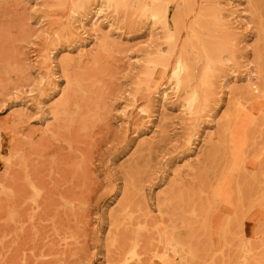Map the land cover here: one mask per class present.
I'll return each instance as SVG.
<instances>
[{"label":"bare ground","instance_id":"6f19581e","mask_svg":"<svg viewBox=\"0 0 264 264\" xmlns=\"http://www.w3.org/2000/svg\"><path fill=\"white\" fill-rule=\"evenodd\" d=\"M32 1L48 18L49 45L58 54L63 81L55 84L52 62L45 60L41 69L49 81L41 97L47 98L52 122L38 140L41 156L36 157L40 144L33 138L26 156L13 144L10 188L0 182V194L14 195V213L47 209L54 240L74 237L68 233L77 220L78 199L92 183L80 159L101 120L103 90L113 76L106 63L130 43L122 32L115 38V32H106L103 13L110 27L148 37L133 96L143 101L146 123L154 116L153 94L174 98L182 108L186 149L172 175L154 184L150 173L166 142L165 118L150 133L138 128L120 151L121 183L114 185L99 230L102 257L79 264H264V0H245L256 29L250 54L255 77L237 73L241 36L225 0ZM9 4L28 9L25 0H0V91L15 80H29L24 65L3 55L20 28L11 23ZM79 29L93 32V44L81 39ZM28 103L13 105L6 127L11 136L28 122L33 106ZM46 155L52 159L40 172ZM60 163L63 172L54 176ZM155 186L159 191L152 195Z\"/></svg>","mask_w":264,"mask_h":264},{"label":"rangeland","instance_id":"374dc122","mask_svg":"<svg viewBox=\"0 0 264 264\" xmlns=\"http://www.w3.org/2000/svg\"><path fill=\"white\" fill-rule=\"evenodd\" d=\"M25 1L28 2V9H23L21 6L22 12L14 5H7L8 11L11 12V23L20 26V28L19 31L12 34V41L7 43L3 50L5 57L24 65L29 72L27 75L29 80L23 78L15 80L7 86L6 90L0 91V143H2L0 148V182L9 188L12 170L8 161H12L10 150L13 144L17 145L26 156L30 138H33L35 146H38L40 144L38 140L46 126L45 123L52 122L51 111L45 103L47 98L46 96L41 97L44 90L47 89L49 81L41 69L45 60L48 59V63L52 62L55 84L63 81L56 66L58 54L56 51L53 53L51 45H49L51 33H49L48 18L43 16L36 1ZM11 4H14L13 1ZM223 4H229L226 5V8L229 9V13H232L230 19L241 36L240 46L243 57L240 60L241 66L237 73L255 77L254 64L251 63L250 54L252 43L256 38V29L245 8V0H225ZM99 17L103 21L102 24L106 32L108 30L115 32L113 38L122 32L123 40L130 43L128 46L119 47L116 59L106 63V67L113 76L103 90L101 120L84 147L85 157L80 159V168H83V173L89 177L92 183L89 188L81 192L84 194L79 196L77 220L68 233V236L74 235V237L68 240H54V237L51 236L53 219L47 209L37 210L31 206L27 209L21 208L19 214L14 213L15 198L8 190L6 193L0 194V264H79L86 258L98 259L102 257L100 249L104 247V242L100 240L103 235L99 230L104 225L103 220L107 217L105 210L114 193L112 191L114 185L121 183L118 165L123 153L120 154V151L126 147L129 141L136 138L138 128L143 132L150 133L153 130V123L158 125L160 119L165 118L163 129L167 134L166 142L156 151L151 168L153 172L150 173V180H153L154 184L160 181L162 176H171L175 168L173 163L182 161L186 149L184 144L186 135L181 106L171 96L164 100L160 94L155 93L152 95V115L154 116H152V122L146 123L148 119L144 118V112L141 111L143 101L136 100L133 96L135 74L142 61L143 49L150 42L147 43L148 37L139 36V31L127 33L116 25L110 27L108 21L104 19L103 13ZM78 25L79 22H75V27ZM86 29L89 30L90 26H87ZM79 31L82 32V40L93 44V32L85 34L84 30L79 29ZM51 53H53L52 60ZM223 90L227 91L228 89L224 88ZM28 101V104H33L30 109V118L20 128V132L17 130L16 134L11 136L12 132L6 127L10 126L7 124V119L13 105ZM162 105H164L166 115L162 114ZM125 112H128L129 115L124 116ZM208 124L206 123V125ZM201 137L203 138V136ZM158 138L160 137L158 136ZM198 142L196 141V143ZM37 150L36 157L40 158L41 155L38 152L41 150V144ZM42 157L43 159L39 163L40 172L48 167L47 164L52 159L47 155ZM181 161L180 163H182ZM62 166L63 163L58 164L52 174L57 176L59 175L58 171L63 172ZM45 173L49 175L50 169ZM159 187L152 188V195L159 191ZM25 192L20 196V201L24 200Z\"/></svg>","mask_w":264,"mask_h":264}]
</instances>
